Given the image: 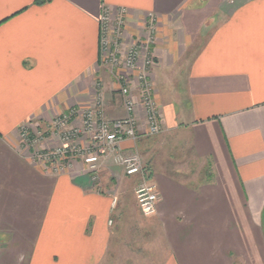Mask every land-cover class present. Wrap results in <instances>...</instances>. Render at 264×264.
Segmentation results:
<instances>
[{
	"label": "crops",
	"instance_id": "obj_1",
	"mask_svg": "<svg viewBox=\"0 0 264 264\" xmlns=\"http://www.w3.org/2000/svg\"><path fill=\"white\" fill-rule=\"evenodd\" d=\"M104 8L127 10L128 40L156 18L163 130L143 135L139 108L141 135L123 143L149 171L126 178L159 191L156 212L132 220L144 264H264V0H0V264H103L126 241L110 159L95 184L80 162L48 173L20 147L22 127L86 107L99 81L106 118L126 116L99 73Z\"/></svg>",
	"mask_w": 264,
	"mask_h": 264
},
{
	"label": "built area",
	"instance_id": "obj_2",
	"mask_svg": "<svg viewBox=\"0 0 264 264\" xmlns=\"http://www.w3.org/2000/svg\"><path fill=\"white\" fill-rule=\"evenodd\" d=\"M126 13L127 10L121 8L118 15L113 17L104 8L99 19L100 60L120 80L126 116L115 120L107 119L102 93L98 92L92 101L93 105L72 109L70 113L57 118L56 126L66 127L76 113L80 116V124L61 132L58 135V145L54 148L44 147L43 137L34 134L31 123L22 127L21 149L26 150L29 158L48 173L73 172L75 163L80 162L84 173L93 183L99 184L103 162L112 159L126 176L149 175L143 157L136 151L125 152L123 143L135 142L141 135L137 116L139 108L145 113L143 135H157L163 130L162 112L156 101L155 84L149 74L150 69L156 65V58L151 50L156 39V18L153 14L148 16L143 39L128 40L124 39L122 31ZM66 141H72V144L66 145ZM135 197L137 206L144 215L156 212L159 191L155 183L145 180L135 189ZM113 202L115 204L117 198Z\"/></svg>",
	"mask_w": 264,
	"mask_h": 264
},
{
	"label": "rangeland",
	"instance_id": "obj_3",
	"mask_svg": "<svg viewBox=\"0 0 264 264\" xmlns=\"http://www.w3.org/2000/svg\"><path fill=\"white\" fill-rule=\"evenodd\" d=\"M98 65L100 67L99 73L101 71L104 72V74H106L109 77L113 86L118 91H120L121 83L120 80L116 77V73L115 72L112 73L110 71V68H108L103 63H101V60L99 61ZM123 72L125 71H120V73ZM99 84L100 85L98 87V92L102 93L104 82L99 81ZM91 104L93 105L94 103L91 102L87 106H91ZM70 111L65 112L63 114H68L70 113ZM63 114H61L60 116L54 119L52 126H47L45 124L33 126L32 130L34 131V134H38L40 137H43L42 141L45 143V145L51 142L52 143L54 142V144L56 141L59 142L58 135L61 132L66 131L69 127L72 128L73 126H78L80 124L77 121L78 119H80V116L75 113V115L71 117L72 119L70 120V122L66 127L58 128L56 126L57 123L55 121L58 120L57 118L61 117ZM65 144L71 145L72 141H66ZM167 150L169 151V149L165 148V151ZM110 160H111L110 163L107 164L105 169L109 172V177H110L108 180L110 182L109 185L111 187L117 185V188H119V192L121 195L119 198L118 207L122 209L121 215L119 216V218H121V221H120V225H118V223L116 225L118 227V232L115 237L116 238L118 236L122 237L126 233V241L125 240L122 241V246L118 252L117 259L109 260V261L106 260L103 262V264H144L143 259H145L146 257L144 256L143 251H141V247L143 250L145 247L144 231L142 230L143 234H141L142 232L139 234L138 232L140 230L137 229L139 224L137 226H134V224L132 223V220L134 222L135 219H138L136 220L138 222L141 219L140 217H143L140 210L138 209L136 197H135L136 186L140 183L139 181L132 183V181L126 178L122 170L112 161V159ZM101 171H100V182L103 176ZM115 219L118 220V217L116 216Z\"/></svg>",
	"mask_w": 264,
	"mask_h": 264
}]
</instances>
